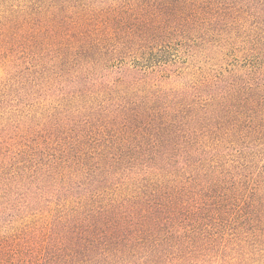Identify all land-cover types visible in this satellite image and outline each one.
Wrapping results in <instances>:
<instances>
[{"label":"trees","instance_id":"1","mask_svg":"<svg viewBox=\"0 0 264 264\" xmlns=\"http://www.w3.org/2000/svg\"><path fill=\"white\" fill-rule=\"evenodd\" d=\"M0 59V264L264 257V0H0Z\"/></svg>","mask_w":264,"mask_h":264},{"label":"rangeland","instance_id":"2","mask_svg":"<svg viewBox=\"0 0 264 264\" xmlns=\"http://www.w3.org/2000/svg\"><path fill=\"white\" fill-rule=\"evenodd\" d=\"M6 67L0 59V100L5 102L0 113V123L6 122L8 119V113L16 108L17 101L15 100V94L13 88L10 86H4V80L6 79ZM2 115V116H1ZM264 195V194H263ZM13 204V196L8 199H0V235L7 232L13 224L23 216V214L18 213ZM253 264H264V257L260 258L257 262Z\"/></svg>","mask_w":264,"mask_h":264}]
</instances>
